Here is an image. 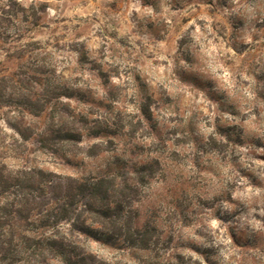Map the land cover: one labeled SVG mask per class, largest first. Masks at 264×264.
<instances>
[{"label": "rangeland", "instance_id": "rangeland-1", "mask_svg": "<svg viewBox=\"0 0 264 264\" xmlns=\"http://www.w3.org/2000/svg\"><path fill=\"white\" fill-rule=\"evenodd\" d=\"M2 77L17 83L13 102L49 98L40 117L1 106L8 138V122L41 130L51 108L101 128L77 144L96 156L29 142L19 158L0 155L8 168L82 178L153 166L133 208L157 245L90 239V252L111 264H264V0H0Z\"/></svg>", "mask_w": 264, "mask_h": 264}, {"label": "trees", "instance_id": "trees-1", "mask_svg": "<svg viewBox=\"0 0 264 264\" xmlns=\"http://www.w3.org/2000/svg\"><path fill=\"white\" fill-rule=\"evenodd\" d=\"M24 81L30 85L32 79L26 77ZM15 84L10 78H0V107L16 103L30 116L44 114L49 98L39 100L32 94L13 102L9 88ZM59 95L70 98L73 94ZM47 117L41 130L37 125L24 126L22 121L8 122L14 133L9 138L0 127V155L12 153L19 158L29 142L51 155L98 154L97 145L86 151L77 145L83 131L101 132V128L96 131L88 125L86 115L51 108ZM153 173L152 165L141 164L130 171L116 169L106 175L76 178L39 168H8L0 163V264H111L87 249L85 242L90 239L152 250L158 237L153 229L136 226L133 204Z\"/></svg>", "mask_w": 264, "mask_h": 264}]
</instances>
